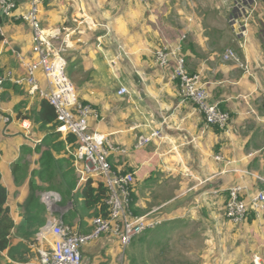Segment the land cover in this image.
<instances>
[{
    "label": "crops",
    "instance_id": "1",
    "mask_svg": "<svg viewBox=\"0 0 264 264\" xmlns=\"http://www.w3.org/2000/svg\"><path fill=\"white\" fill-rule=\"evenodd\" d=\"M231 3L46 0L41 14L45 46L67 60V72L79 99L98 112V118L89 119L91 132L104 133L115 146L128 150L126 154L112 152L108 159L113 170L135 173L134 213L145 215L155 210L153 217L164 220L153 235L172 228H196L203 240L198 264H252L256 252L264 257V211L258 217L250 210L240 224L226 217L230 187L245 184L248 190L243 196L247 201L264 187L254 177L237 172L248 169L264 178V116L257 109L264 95V80L259 76L264 70V46L261 37L255 35L260 29L254 27L253 37L241 42L232 26L231 43L242 48L243 58L238 62L223 59V48L216 49V41L227 38L225 28L230 20L222 12L229 16L231 10L226 4L231 8ZM163 7L167 18L158 13ZM174 7L175 21L168 18ZM26 9L27 0H23L19 11ZM259 16L262 21L255 24H264V13ZM246 18L248 21L251 16ZM0 25L4 32H0V75L8 70L24 75L26 70L12 48L33 57L31 28L23 20L1 17V13ZM178 45L188 73L200 74L211 101L230 113L227 128H206L204 115L192 102L182 101L173 76L177 64L174 58L166 67L155 61L157 48L174 49ZM37 76L46 86L43 73ZM121 85L129 88L130 95L117 93ZM41 100L28 96L10 81L0 87V114L12 119L10 123L0 122L1 182L8 190L7 205L16 224L23 219L21 204L30 197L33 181L41 184L39 160L49 142L43 138L52 132L34 121ZM153 130L160 131L161 137H152L136 149L139 137L150 136ZM57 138L55 135L52 139ZM59 139L63 148L59 147L61 154L57 152L56 157H68L67 136L61 134ZM220 155L223 160L216 159ZM34 192L38 194L39 190L35 187ZM61 205L69 207L60 213L66 223L69 219L65 214L71 210L70 218L77 226L91 229V223L86 225L83 218L87 212L77 208L74 199ZM108 239L106 235L99 238ZM96 241L83 249V263L113 264L120 252L118 242L107 249L96 247ZM32 252L37 254L35 247ZM103 252L114 258L110 261ZM0 254L7 263L12 262L6 252Z\"/></svg>",
    "mask_w": 264,
    "mask_h": 264
},
{
    "label": "built area",
    "instance_id": "2",
    "mask_svg": "<svg viewBox=\"0 0 264 264\" xmlns=\"http://www.w3.org/2000/svg\"><path fill=\"white\" fill-rule=\"evenodd\" d=\"M147 4L148 0H139ZM233 11L244 12L249 1L231 0ZM46 0H27V9L20 12L23 0H0L1 17L21 19L32 31L33 57H29L15 48L13 52L26 70L24 75H16L13 70L0 75V87L10 81L26 91L32 98L39 96L46 99L56 112V130L63 135L72 134L75 137V147H67L72 155L74 169L77 174V189L89 180L94 183L102 182L107 189L105 204L108 216L94 217L91 229L81 232L63 219L61 212L69 209L61 205L62 196L57 191L45 190L40 198L46 207V223L35 236L36 257L27 264H84L83 249L103 234H108L118 241L125 250L132 242L149 230L161 225L164 220L153 217L155 210L137 215L132 207V190L135 183V173L115 171L109 161L110 154H126L128 150L115 146L109 136L97 130L91 132L89 122L91 117L98 118V112L88 103L81 101L76 93L73 82L67 73V60L58 52H54L44 44L45 35L41 24V12ZM232 11V12H233ZM232 21H237L232 18ZM0 32L2 27L0 25ZM8 44V40H5ZM181 47L171 49L161 46L154 51L155 61L166 67L171 58L177 62L174 78L179 83V94L182 101L192 102L197 110L204 115L205 126H217L221 129L228 127L231 115L211 101L206 83L200 74L188 73L185 58L180 55ZM223 59L238 62L234 49H228ZM43 73L46 86H42L37 76ZM249 72V71H248ZM119 95H130L128 87L121 85L117 91ZM11 117L0 114V122L10 123ZM30 125H27L26 129ZM152 137H161L160 131L153 130L150 136H140L136 149L149 143ZM35 142V140H34ZM217 160L223 157L216 156ZM238 173L252 176L264 185V178L248 169H238ZM248 190L245 184H237L228 189L225 203L226 217L234 223H242L250 210L260 216L264 211V187L258 189L247 201L243 193ZM252 264H264V257L256 252L252 256Z\"/></svg>",
    "mask_w": 264,
    "mask_h": 264
},
{
    "label": "trees",
    "instance_id": "3",
    "mask_svg": "<svg viewBox=\"0 0 264 264\" xmlns=\"http://www.w3.org/2000/svg\"><path fill=\"white\" fill-rule=\"evenodd\" d=\"M1 39V37H0ZM56 112L55 108L46 100L40 101L39 111L35 117V123H38L41 128H48L52 132L44 136L43 141L48 142L47 148L42 152L39 160L38 175L41 184L33 181L39 193L34 191L30 197L24 201L21 206L24 209L23 219L16 224L7 205L8 190L1 182L0 173V252H6L7 256L12 262L7 264H27L36 254H32L33 247L36 243L35 234L41 226L46 223V207L41 201L40 192L45 190L57 191L62 196V202L65 203L72 198L77 203L78 199L83 200V212H87L92 217L108 216V207L105 204L107 197V189L102 182L94 183L89 180L84 185L77 189L78 178L74 169L73 158L70 153H66L68 157L57 159V152L61 154L63 148V141L60 140V132L56 130ZM55 135L58 136L56 140L52 139ZM68 145L71 148L75 147V137L72 134H67ZM37 171H34V174ZM26 177V175H25ZM46 184V186H44ZM45 189V190H44ZM69 219L68 223L81 232H88L82 229V225L77 226V223ZM152 230L144 234L151 233ZM143 234V235H144ZM142 236V235H141ZM34 257V258H35ZM33 258V259H34ZM131 262L134 264L135 260L131 256Z\"/></svg>",
    "mask_w": 264,
    "mask_h": 264
},
{
    "label": "rangeland",
    "instance_id": "4",
    "mask_svg": "<svg viewBox=\"0 0 264 264\" xmlns=\"http://www.w3.org/2000/svg\"><path fill=\"white\" fill-rule=\"evenodd\" d=\"M151 1L152 0H148V2H151ZM180 1H183V0H175V2L177 3ZM214 1H217V0H214ZM254 2L256 3L259 2V6L257 4V8L255 11V14L257 15L255 14L253 15L254 6L256 4ZM233 6H234L233 3H231V8H230V4H226V7H229V10H231L229 13V16H227V14L222 12V15L224 17H228L230 20L228 21V24H226L227 26L225 28L227 38L230 37V40L227 41V38H226L221 41L219 40L216 41V49L223 48L222 49V52H224L223 56L228 49H234L237 53L238 58H241L242 48H240V46H235L234 44L231 43V34H233L232 26L240 34V37H241L240 39H242L241 42H243V39L250 40L253 37L252 34L255 32L254 27H256V29H260L258 32H256L255 35L257 37H261V43H263V46H264V24H255L254 22L258 20L262 21V16H259V14L260 12L264 13V0H255L253 2L249 1L246 5L245 11L244 12L240 11V13H238V11H233ZM164 9H165L164 7L162 9L158 8V13L160 14L162 18L164 17L167 18V15L165 14ZM183 9L187 10L188 8H183ZM175 10H176L175 7L169 10L168 18L170 20L174 19L175 21V18H174ZM218 12H220V10ZM248 15L251 16V19L247 21L246 17ZM154 16H157V14H155ZM232 18L234 20H236L237 18V21L232 23L233 22ZM216 26L217 25L209 24V27H216ZM209 34H211V32H209ZM209 38L211 39L210 36ZM219 45H222V46H219ZM15 58L18 60L16 56ZM263 71L264 70L262 69L261 72L259 73V76L262 80H264ZM261 100H262L261 102L263 103L264 95L261 96ZM262 103L260 107H258L257 109H258V113L264 116V108L262 107ZM262 124L264 125V122H262ZM44 186H46V184ZM34 188L35 186L31 187L33 191H34ZM76 205H77V208L81 210H85L83 200L78 199ZM70 213H71V210L68 211L65 215H69ZM83 218H84L85 224L87 225V224L92 223V220L94 217H89L88 214L85 213ZM195 226H198V225H195ZM158 230L159 229L157 227L156 229L153 230V232L139 236L125 250L118 243L120 246V252L116 253L115 261L110 259V258H114L112 255L108 256L107 253L105 252L103 253L106 256V258L110 259V261L112 260L113 264H133L131 262V260H133L130 258L131 256L135 260L134 264H198V261H197L198 252L202 248L201 241L203 240L200 237L201 233L199 235V232L198 230H196V228H190V229H184V228H174L173 229L172 228L171 230L168 229L165 232H161V234L159 235L157 234L153 235ZM163 230H166V229H163ZM103 235H106L109 239L99 240V238L102 237ZM103 235H101L98 238L99 241H96L97 239L94 240L96 241L94 243L96 247L108 249V246L114 245V241H117L116 239H114L108 234H103ZM6 261H8V259H6L4 256L0 254V264L7 263Z\"/></svg>",
    "mask_w": 264,
    "mask_h": 264
}]
</instances>
